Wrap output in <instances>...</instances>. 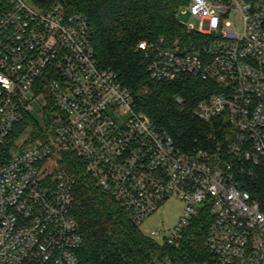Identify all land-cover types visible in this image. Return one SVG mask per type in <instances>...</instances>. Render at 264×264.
Segmentation results:
<instances>
[{
    "label": "built area",
    "instance_id": "2783aa9c",
    "mask_svg": "<svg viewBox=\"0 0 264 264\" xmlns=\"http://www.w3.org/2000/svg\"><path fill=\"white\" fill-rule=\"evenodd\" d=\"M5 1L0 264H80L82 237L70 213L74 180L60 165L68 153L84 160L97 185L137 224L170 199L183 203L176 224L152 231L150 239L177 246L207 209L214 264H264V207L241 188V176L264 171V0H189L178 13L197 21L182 24L194 40L138 45L153 80L185 75L216 87L194 114L223 130L188 150L157 129L117 76L100 67L84 14L68 12L61 1L39 7ZM29 92L46 97L49 127L44 137L23 133L10 147L32 109Z\"/></svg>",
    "mask_w": 264,
    "mask_h": 264
},
{
    "label": "trees",
    "instance_id": "16d2710c",
    "mask_svg": "<svg viewBox=\"0 0 264 264\" xmlns=\"http://www.w3.org/2000/svg\"><path fill=\"white\" fill-rule=\"evenodd\" d=\"M57 1L63 2L68 12L87 17L100 67L117 76L136 108L157 129L165 131L177 147L188 150L202 146L209 135L222 132L218 123L204 122L194 114L196 105L216 92L213 83L185 75L155 81L138 50L141 42L159 38L194 40L195 35L188 34L177 19L179 9L189 0H31V3L39 7ZM7 7V2L0 0V17ZM52 113L45 108L41 124L26 114L11 135L9 146L26 127L32 138L44 137ZM4 156V161L10 157L9 153ZM60 163L74 180L70 213L82 237L77 252L80 264H214V255L207 246L212 223L209 210L201 209L193 217L177 246L161 244L141 233L129 213L97 185L84 160L68 153ZM241 181V188L264 207L263 169H256L251 176H241Z\"/></svg>",
    "mask_w": 264,
    "mask_h": 264
},
{
    "label": "rangeland",
    "instance_id": "374dc122",
    "mask_svg": "<svg viewBox=\"0 0 264 264\" xmlns=\"http://www.w3.org/2000/svg\"><path fill=\"white\" fill-rule=\"evenodd\" d=\"M177 19L181 24L197 26V21L189 14H185L182 11L178 13ZM233 20H236L235 13H233ZM26 98L29 104L32 105V109L30 111L31 116L41 124L42 120L44 119L43 110L47 106L46 97L43 94L40 95L29 92L26 95ZM26 129L23 131L24 135L28 136V138H31V134L29 131H25ZM182 210L183 203L181 201L170 199L163 203V205H161L154 213L147 216L141 224H138L139 229L145 236H149L152 231L165 233L176 224Z\"/></svg>",
    "mask_w": 264,
    "mask_h": 264
},
{
    "label": "clouds",
    "instance_id": "9594fccd",
    "mask_svg": "<svg viewBox=\"0 0 264 264\" xmlns=\"http://www.w3.org/2000/svg\"><path fill=\"white\" fill-rule=\"evenodd\" d=\"M5 83H7V82H5Z\"/></svg>",
    "mask_w": 264,
    "mask_h": 264
}]
</instances>
